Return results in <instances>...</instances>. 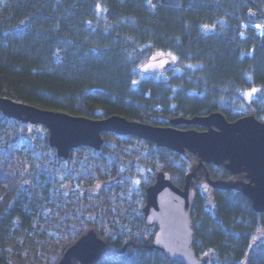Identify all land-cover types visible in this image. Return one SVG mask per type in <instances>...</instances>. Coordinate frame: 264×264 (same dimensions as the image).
Masks as SVG:
<instances>
[{
	"label": "trees",
	"instance_id": "16d2710c",
	"mask_svg": "<svg viewBox=\"0 0 264 264\" xmlns=\"http://www.w3.org/2000/svg\"><path fill=\"white\" fill-rule=\"evenodd\" d=\"M252 25L264 29V0H0V97L156 127L211 113L264 123V33ZM160 53L175 67L141 75ZM33 128L41 136L0 113V164L19 168L13 186L0 178V264H57L90 228L108 250L97 264H179L148 250L156 228L145 225L142 208L157 172L183 188L196 156L105 133L99 151L77 148L61 162L46 128ZM204 171L212 181L233 180L222 165ZM194 190L196 256L264 264V213L239 189Z\"/></svg>",
	"mask_w": 264,
	"mask_h": 264
},
{
	"label": "water",
	"instance_id": "95a60500",
	"mask_svg": "<svg viewBox=\"0 0 264 264\" xmlns=\"http://www.w3.org/2000/svg\"><path fill=\"white\" fill-rule=\"evenodd\" d=\"M247 21L254 23L255 16L248 14ZM174 67V60L163 56L145 62L138 72L152 76L165 74ZM0 113L23 124L46 128L49 147L55 150L61 162L77 148L99 151L105 133L144 140L179 155L196 156L197 164L185 176L183 188L172 183L169 173L157 172L154 183L145 190L143 220L145 225L156 228L148 250L162 253L171 262L205 264L192 248L195 238L190 214L196 196L192 180L198 173L205 172L206 164L222 165L232 177L243 176L230 182H216L205 172L208 186L216 190L239 189L251 203L253 212L264 213V123L253 115L228 122L222 114L211 113L189 119L174 118L168 126L156 127L120 116L101 120L76 117L3 97H0ZM179 126H196L203 130H180ZM20 188L29 190L31 184L24 182ZM107 253L106 243L90 228L64 251L57 264H97Z\"/></svg>",
	"mask_w": 264,
	"mask_h": 264
},
{
	"label": "rangeland",
	"instance_id": "374dc122",
	"mask_svg": "<svg viewBox=\"0 0 264 264\" xmlns=\"http://www.w3.org/2000/svg\"><path fill=\"white\" fill-rule=\"evenodd\" d=\"M252 27L254 28L255 31H257V33H264V29H262L260 26L253 25ZM242 28L243 29L245 28V24H242ZM163 56H170V55H166V54H161L160 53V54H156L152 59L153 60L154 59H158V58H161ZM28 126H29V129H30V133H33L36 136H41L39 130L33 128L34 126H30V125H28ZM15 170H19V168H18V166L16 164L11 163L6 168H3L2 165L0 164V178H2V180H3L2 184H3L4 187L13 186V183L16 181V177L14 175ZM25 173L26 172H22L21 176L25 175ZM237 179H239V178H237ZM136 181L137 180H133L131 182V184H135ZM23 182H26V181H22V182H20V184L23 183ZM205 185H206V183H205V180L203 178V174H201V173L198 175V177L192 183V187L193 188L199 187L204 192V194L205 193H209V190H210L209 187L205 188ZM91 191H93V189H89L86 192H91ZM202 259H204V258H202Z\"/></svg>",
	"mask_w": 264,
	"mask_h": 264
},
{
	"label": "snow or ice",
	"instance_id": "6c2138e0",
	"mask_svg": "<svg viewBox=\"0 0 264 264\" xmlns=\"http://www.w3.org/2000/svg\"><path fill=\"white\" fill-rule=\"evenodd\" d=\"M253 91H255V90H253Z\"/></svg>",
	"mask_w": 264,
	"mask_h": 264
}]
</instances>
